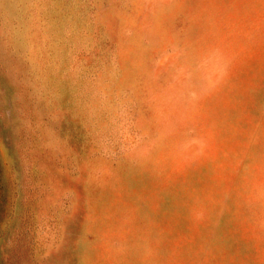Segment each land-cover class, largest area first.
<instances>
[{"label": "rangeland", "instance_id": "1", "mask_svg": "<svg viewBox=\"0 0 264 264\" xmlns=\"http://www.w3.org/2000/svg\"><path fill=\"white\" fill-rule=\"evenodd\" d=\"M0 264H264V0H0Z\"/></svg>", "mask_w": 264, "mask_h": 264}]
</instances>
